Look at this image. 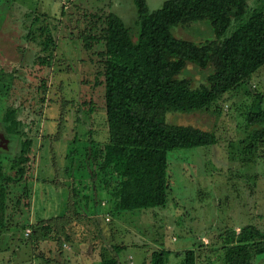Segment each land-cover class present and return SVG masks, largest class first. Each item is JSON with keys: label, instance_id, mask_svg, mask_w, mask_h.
I'll use <instances>...</instances> for the list:
<instances>
[{"label": "rangeland", "instance_id": "1", "mask_svg": "<svg viewBox=\"0 0 264 264\" xmlns=\"http://www.w3.org/2000/svg\"><path fill=\"white\" fill-rule=\"evenodd\" d=\"M163 1L145 3L155 10ZM245 1L244 17L221 39L261 2ZM109 12L136 37L132 0H0V160L6 170L20 140L31 141L24 177L9 186L0 264H99L103 254L151 264L159 249L168 251L165 264H184L188 249L196 251L195 264H225L224 251L242 241L248 227L264 239V141L245 149L248 131L258 128H245V113L258 100L264 108V65L204 109L167 113L168 123L211 131L216 142L167 152L163 207L115 214L88 158L91 144L108 141L103 88L94 84L101 81L96 51L103 46L85 49L81 41L86 26L99 33L98 19ZM41 26L53 40L47 52L41 51ZM172 34L195 43L215 38L205 20L174 26ZM206 73L188 66L184 78L196 86ZM10 109L18 122L14 138L2 120ZM251 257L252 264H264V253Z\"/></svg>", "mask_w": 264, "mask_h": 264}, {"label": "trees", "instance_id": "2", "mask_svg": "<svg viewBox=\"0 0 264 264\" xmlns=\"http://www.w3.org/2000/svg\"><path fill=\"white\" fill-rule=\"evenodd\" d=\"M132 1L139 28L135 38L112 12L98 19L102 23L98 34L90 25L80 37L85 49L97 43L103 46L96 51L101 81L94 84L103 88L108 141L91 144L88 158L115 214L163 207L168 188L167 152L216 142L211 131L168 123L166 114L204 109L264 65V0L223 39L231 22L242 20L248 10L245 0H165L155 10H149L145 0ZM203 20L208 21L214 39L195 43L172 34L174 26ZM39 30L38 37L43 36L41 51L47 52L52 37L46 27ZM188 66L207 70L204 82L192 86L184 78ZM182 70L183 78H178ZM254 103L245 113V128H258L249 129L246 150L264 141V108L260 100ZM2 120L4 131L11 138L19 134L13 110L5 112ZM30 146L29 139L20 140L19 151L8 170L0 160V224L9 186L24 177ZM89 211H83L86 217L98 215ZM259 237L262 235L256 228L245 229L244 242L239 239L224 251V263L252 264L251 252L264 253V239ZM167 255L163 249L152 251L150 262L165 264ZM196 259L194 249L184 251V264H195ZM99 264L127 263L103 254Z\"/></svg>", "mask_w": 264, "mask_h": 264}, {"label": "built area", "instance_id": "3", "mask_svg": "<svg viewBox=\"0 0 264 264\" xmlns=\"http://www.w3.org/2000/svg\"><path fill=\"white\" fill-rule=\"evenodd\" d=\"M109 218L107 216H105V220L107 221Z\"/></svg>", "mask_w": 264, "mask_h": 264}, {"label": "crops", "instance_id": "4", "mask_svg": "<svg viewBox=\"0 0 264 264\" xmlns=\"http://www.w3.org/2000/svg\"><path fill=\"white\" fill-rule=\"evenodd\" d=\"M104 219H105V217H104Z\"/></svg>", "mask_w": 264, "mask_h": 264}]
</instances>
